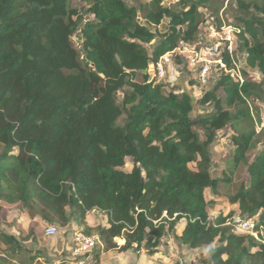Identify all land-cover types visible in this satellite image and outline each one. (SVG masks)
Listing matches in <instances>:
<instances>
[{"label":"trees","instance_id":"obj_1","mask_svg":"<svg viewBox=\"0 0 264 264\" xmlns=\"http://www.w3.org/2000/svg\"><path fill=\"white\" fill-rule=\"evenodd\" d=\"M77 1L82 10L68 0H0V213L19 206L48 226L97 237L92 264L110 252L162 254L171 239L197 253L196 264H264V236L258 242L226 225L238 213L257 218L264 233V149L247 158L255 132L230 135L234 167L229 177L212 174L219 133L246 117L224 109L218 92L233 108L257 97L258 86L220 74L194 116L187 92H166L169 84L148 74L197 38L211 0ZM238 3L247 16L239 33L247 68L264 75V1ZM241 165L249 180L227 198L238 210L211 218L206 191L218 195ZM95 211L106 226L89 225ZM22 242L0 230L4 252L49 264Z\"/></svg>","mask_w":264,"mask_h":264},{"label":"rangeland","instance_id":"obj_2","mask_svg":"<svg viewBox=\"0 0 264 264\" xmlns=\"http://www.w3.org/2000/svg\"><path fill=\"white\" fill-rule=\"evenodd\" d=\"M131 5H139L141 3H146L148 0H126ZM245 3L253 4H261L264 0H243ZM69 7L72 9L82 10L84 5L77 0H68ZM178 12L183 11L181 7H174ZM211 14L215 16L221 27H232L234 30L241 32L242 25L240 23L242 18L247 17L246 13L243 12L239 8L238 0H211V2L204 8L200 10V19L203 20L206 15ZM87 20L91 18L90 15H86ZM238 32V33H239ZM239 37V35H238ZM158 40L154 41L152 45H155ZM262 42L264 43V36L262 37ZM74 45L77 47L79 52L82 49V36L81 34L76 35L74 37ZM239 46V42H238ZM237 51V43H236V52L234 53V61L236 65H238L241 75L245 81H251L254 85L258 86L259 92H257L258 96L252 98V96L247 97V103L244 106H237L233 108H229L224 103V94L222 91L218 92V96L222 99L223 108L230 110L234 113L238 112L240 109H243L246 113V117L239 120L235 124V128H231L238 134H247L250 132H255L256 128L260 124V117L264 114V75H262L258 70H252L247 68L246 62V52L238 47ZM82 54V53H81ZM181 71V72H179ZM152 71L149 68L148 74L151 77ZM187 73L185 70H181L178 68V63L173 65L171 69L168 71L167 78L165 79V83L169 84V87L166 89L168 91H174V86L179 87L175 89L176 94H181L183 92H187L193 99V103L195 105L194 116L197 114H202V109L196 106L197 100L200 99L204 90H208L206 87H201L199 89L196 85L192 86L191 82H188L186 78ZM184 80V81H183ZM138 81H141V78H138ZM185 87V91L183 88ZM230 128L227 129L226 134L224 132H220V138L216 142L212 152L214 153V166L212 168V173L215 177L222 176L229 177L230 171L234 167V162L232 158L233 154V146L229 139V136L232 135V130ZM201 135L202 132H200ZM254 148L248 153V161L252 162L260 151L264 149V134L256 136L254 138ZM133 168L132 160L127 159L124 170L131 171ZM190 168L195 169L196 164H191ZM249 180L248 169L246 165H241L238 170L234 172L232 175V183L230 185H220L219 192L220 198L216 203H212L210 205L209 214L211 218H215L216 215L223 214L224 216H228L232 211V208L228 202V196L236 193L242 184L247 183ZM218 192V193H219ZM212 197L213 195L210 194ZM216 204V206H215ZM88 223L90 226L95 227L98 225L106 226L107 218L99 213V212H91L88 215ZM38 221L40 224H38ZM185 224L182 223L180 228L182 229ZM57 227L60 231L54 237H46L45 229L48 225L44 224L40 219H31L26 210L22 209L19 206H5V210L0 213V230L3 233L13 235L21 240L23 239V245L30 248L32 251H40V247H44L47 250L43 252L42 259H48L52 263L55 264H76L77 262L73 259L69 258L68 254V245H69V235L71 232L75 231L74 226H69L68 228H60L58 225H52ZM257 240V239H256ZM258 242H261L262 239H258ZM116 242L119 245H122L123 242L120 239H116ZM176 245V244H175ZM162 255L166 257L167 264H196L197 253L191 255L187 260L185 259L186 255L183 254V251H179L177 247L174 249L173 255H166L163 253L165 251V246H160ZM51 251V252H48ZM117 253V252H112ZM122 255L120 253H117ZM140 254H135L133 252H129L124 254L122 257L119 256L120 264H134L137 256ZM147 256V254H145ZM92 257V255H91ZM161 257V253H160ZM69 258V259H68ZM101 258V257H100ZM92 260V259H91ZM108 263H114V259H107ZM133 262V263H132ZM147 264H159L158 262H152L150 260H146ZM0 264H32L26 255H14L12 252L7 251L4 252L2 248H0ZM92 264V262H90Z\"/></svg>","mask_w":264,"mask_h":264},{"label":"built area","instance_id":"obj_3","mask_svg":"<svg viewBox=\"0 0 264 264\" xmlns=\"http://www.w3.org/2000/svg\"><path fill=\"white\" fill-rule=\"evenodd\" d=\"M238 32L232 27H221L215 16L206 15L195 40L182 41L174 51L150 65L151 79L165 81L169 69L178 63V68L186 71L188 82L195 81L208 90L214 87L220 74L230 76L237 83H244L241 71L234 61L236 43L237 51L240 47ZM255 134L256 136L264 134V114L260 117ZM226 225L236 235L251 236L257 240L264 236V233L259 235L257 218L250 219L237 213L226 220ZM59 231L57 227L48 226L45 229V236L54 237ZM97 247V237H88L74 231L69 257L78 264H83Z\"/></svg>","mask_w":264,"mask_h":264},{"label":"crops","instance_id":"obj_4","mask_svg":"<svg viewBox=\"0 0 264 264\" xmlns=\"http://www.w3.org/2000/svg\"><path fill=\"white\" fill-rule=\"evenodd\" d=\"M184 81V80H183ZM183 90L185 91V87L183 88ZM227 129H229V128H227ZM227 129L226 130H224V131H221V132H224V135L226 134V132H227ZM231 129V128H230ZM232 130V129H231ZM233 133H236L234 130H232V134ZM230 137V136H229ZM213 156H214V153H213ZM214 163H215V161H214ZM213 166H214V164H213ZM213 168V167H212ZM213 174V173H212ZM223 174H224V172H223ZM222 174V175H223ZM218 176V177H223V176ZM213 177L214 178H218V177H215L214 176V174H213ZM222 186V185H221ZM220 188V187H219ZM218 192H219V189H218ZM210 194H212L210 191H206V198H207V200H211V201H213V203H216L217 201H218V199L220 198V192L218 193V195H213L212 197L210 196ZM215 206H216V204H215ZM230 206H231V208H232V211L234 210V211H237L238 210V206L237 205H231L230 204ZM3 210H5V206H4V208H3ZM208 210H210V207H209V209ZM3 212V211H2ZM217 216V215H216ZM215 216V217H216ZM35 222H37L38 224H40L38 221H35ZM182 224V223H181ZM180 224V225H181ZM180 225H179V228H178V235H180L181 233H182V229L180 228ZM184 227V226H183ZM3 232V231H2ZM74 232V231H73ZM73 232H71L70 233V235H69V247H68V254H69V251H70V247H71V241H72V234H73ZM176 244V245H175ZM177 247V249L180 251H183L184 253L183 254H185L186 255V257H185V259L187 260L188 258H190L191 257V255L193 254V251H191V250H187V249H185V248H183L181 245H179L174 239H171V241H170V244H169V246H165V253L167 252L168 254H166L165 256H169V255H173L174 254V249ZM28 248V247H27ZM30 249V248H29ZM40 251H46L47 249L46 248H44V247H40V249H39ZM48 252H51V251H48ZM43 253V252H42ZM127 253H129V252H127ZM127 253H124V254H127ZM124 254H122V255H119V254H117V253H112V252H110V253H105V254H102V256H101V259H100V264H107V262H106V260L107 259H114L115 260V262L113 263V264H120V262H119V259H118V257L119 256H123ZM70 258V257H69ZM68 258V259H69ZM71 259V258H70ZM91 259H92V257L90 256L83 264H90V262H91ZM150 260V261H152V262H158L159 264H167L166 262H167V258L166 257H164L162 254H161V257H160V254H157V255H155V256H146L145 254H140L139 255V257L137 256V258H136V261L134 262V264H147L146 263V260ZM44 260V259H43ZM46 261H48V263L49 264H55V263H52L50 260H48L47 258L45 259ZM133 263V262H132ZM76 264H78V263H76ZM108 264H112V263H108Z\"/></svg>","mask_w":264,"mask_h":264},{"label":"water","instance_id":"obj_5","mask_svg":"<svg viewBox=\"0 0 264 264\" xmlns=\"http://www.w3.org/2000/svg\"><path fill=\"white\" fill-rule=\"evenodd\" d=\"M144 73H147L146 71H144Z\"/></svg>","mask_w":264,"mask_h":264}]
</instances>
